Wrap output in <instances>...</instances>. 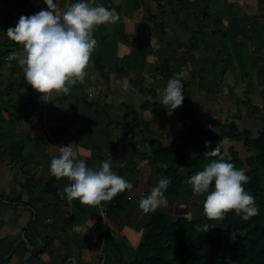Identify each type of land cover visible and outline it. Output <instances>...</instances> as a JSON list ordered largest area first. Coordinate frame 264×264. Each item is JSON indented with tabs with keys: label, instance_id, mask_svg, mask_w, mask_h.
<instances>
[{
	"label": "crops",
	"instance_id": "1",
	"mask_svg": "<svg viewBox=\"0 0 264 264\" xmlns=\"http://www.w3.org/2000/svg\"><path fill=\"white\" fill-rule=\"evenodd\" d=\"M74 2L57 0L54 12L62 16ZM89 2L115 9L119 19L94 29L98 44L83 81L69 93L52 90L45 103L47 93L28 84L17 60L7 59L22 45L6 31L22 14L48 6L44 0H0V264H129L154 213H190L195 203L184 180L178 194L167 188L166 205L148 213L139 207L140 197L165 176L159 168L167 167L153 160L149 140L168 146L166 138L177 132L188 139L176 110L187 127L206 132L234 122L257 138L264 127V0ZM181 71L189 74L185 99L172 110L161 102V89ZM44 117L54 141L45 137ZM19 140L23 157L13 159ZM70 143L75 158L91 167L109 160L133 184L101 202L109 209L104 243L100 205L69 201L67 177L46 191L51 159ZM223 145L227 153L233 146L243 161L254 154L242 141L225 139Z\"/></svg>",
	"mask_w": 264,
	"mask_h": 264
},
{
	"label": "clouds",
	"instance_id": "2",
	"mask_svg": "<svg viewBox=\"0 0 264 264\" xmlns=\"http://www.w3.org/2000/svg\"><path fill=\"white\" fill-rule=\"evenodd\" d=\"M44 2L47 8L30 15L22 14L15 26L7 29L8 37L22 45V50L10 52L7 59L17 60L28 84L42 94L52 90L69 93L71 85L78 80L83 81L86 75V67L98 44L94 29L117 21L119 14L102 3L75 0L61 16L54 12L57 0ZM188 75L186 71L174 74L161 89V102L168 108L175 110L183 104L184 80ZM211 143L206 141L208 150L205 154L216 157L221 151L220 143L214 148ZM75 157L73 143L60 145L59 155L53 156L50 164V172L54 176L69 179L70 183L63 189L69 201L78 198L81 203L99 205L133 187L130 180L113 171L109 160H102L100 166L91 167L84 159ZM250 179L246 169L236 167L230 160L216 158L192 174L188 183L195 194L205 195L203 211L208 218H220L235 209L247 220L259 212L256 197L245 188ZM170 183L171 177H160L151 191L140 197V209L148 213L166 205L165 192ZM209 227L204 224V232Z\"/></svg>",
	"mask_w": 264,
	"mask_h": 264
},
{
	"label": "trees",
	"instance_id": "3",
	"mask_svg": "<svg viewBox=\"0 0 264 264\" xmlns=\"http://www.w3.org/2000/svg\"><path fill=\"white\" fill-rule=\"evenodd\" d=\"M176 113L182 121L185 119L180 111L176 110ZM181 126L189 132L194 148L191 154L182 152L177 143L164 146L160 140H149L153 160L167 166L159 168V171L171 177L168 193L178 194L186 187L185 179L188 180L211 159L223 158L238 168L246 169L251 179L245 188L256 197L259 212L245 220L235 209L229 210L223 216L226 222L224 232L213 229L204 232L201 219L172 218L165 212L154 213L146 223L148 232L138 247L137 255L129 264H264V127L259 137L252 138L250 131L240 132L234 122L222 124L218 133L189 128L185 123ZM225 139L242 141L244 147L254 154L243 161L233 146L227 153L223 145ZM206 141H211L213 148L220 143L221 151L216 157L205 154L208 150ZM13 144V159L23 157V142L19 140ZM55 180L57 177L52 175L45 185L46 191H55Z\"/></svg>",
	"mask_w": 264,
	"mask_h": 264
},
{
	"label": "rangeland",
	"instance_id": "4",
	"mask_svg": "<svg viewBox=\"0 0 264 264\" xmlns=\"http://www.w3.org/2000/svg\"><path fill=\"white\" fill-rule=\"evenodd\" d=\"M181 122L182 123H185L186 124V122H185V119L182 121L181 120ZM182 123H181V125H182ZM185 127V126H184ZM186 133L188 134L189 132L188 131H186ZM175 138V139H174ZM155 139V138H154ZM167 139V141H172L173 142V140H176V141H182V143L180 144V143H178L177 142V144L180 146V149L182 150V152H184L185 154H187L188 155V153L189 154H191L192 153V151L194 150V148L192 147V144H191V141H190V138H189V135H188V139H185V137H184V135H183V137H182V134H181V136H180V133L178 134V132H177V134H175V136H173V137H167L166 138ZM171 139H173V140H171ZM158 140V139H157ZM183 140H185V141H183ZM163 141V140H162ZM172 142H171V144H172ZM173 143H175V142H173ZM163 144V143H162ZM163 145H165V144H163ZM184 146V147H183ZM184 148V149H183ZM186 180V179H185ZM191 190H192V188H191ZM192 194H193V196H195V203H193V205H192V209H191V211H190V213H189V211H186V213L183 211V212H180L181 214H184L186 217H189V218H191V219H201L202 220V224L204 225V224H208L210 227H209V229H213V230H215V231H218V232H224V230H225V228H226V222L223 220V217H220V220L219 221H213V220H210L205 214H204V211H203V208H204V204H203V202H204V199H205V195H203V194H200V196H198V194H195L194 192H193V190H192ZM187 206H189L188 204H186ZM186 206V207H187ZM180 213H175L174 215H172L171 217L172 218H176V217H178L179 215L178 214H180ZM178 215V216H177ZM105 241L107 240V238H105L104 239ZM143 242V241H142ZM141 242V243H142ZM141 243H140V245H141ZM139 245V246H140ZM138 252V251H137Z\"/></svg>",
	"mask_w": 264,
	"mask_h": 264
},
{
	"label": "built area",
	"instance_id": "5",
	"mask_svg": "<svg viewBox=\"0 0 264 264\" xmlns=\"http://www.w3.org/2000/svg\"><path fill=\"white\" fill-rule=\"evenodd\" d=\"M50 92H47V97L45 99V103H47L48 100H49V94H50ZM44 115H45V112H44ZM43 125H44V130H45V137L47 139L51 140V141H54L53 140L54 139L53 138V135L51 133L50 128L47 125V122H46L45 117H44V123H43ZM99 205H100L99 219L103 223L102 225H103V232H104V235H103V243H104L105 242L104 239L107 238V234L110 231V227H109L108 222H107V219H108L107 217H108V214H109V209H108V207H106L104 205H101V204H99Z\"/></svg>",
	"mask_w": 264,
	"mask_h": 264
},
{
	"label": "water",
	"instance_id": "6",
	"mask_svg": "<svg viewBox=\"0 0 264 264\" xmlns=\"http://www.w3.org/2000/svg\"><path fill=\"white\" fill-rule=\"evenodd\" d=\"M20 240H21V239H19L18 241H20ZM22 240L27 241L26 238H22ZM15 245H16V244H15ZM15 245L12 247V250H11L10 253L7 255V257H10V256H11V254L13 253V250H14ZM32 251H33V249L31 248V249H30V255L32 254ZM71 260H72L74 263L76 262V259H75V258H72ZM25 264H27V262H26Z\"/></svg>",
	"mask_w": 264,
	"mask_h": 264
}]
</instances>
